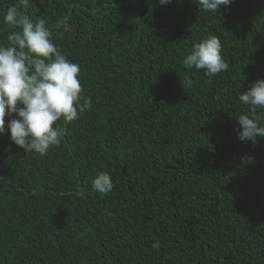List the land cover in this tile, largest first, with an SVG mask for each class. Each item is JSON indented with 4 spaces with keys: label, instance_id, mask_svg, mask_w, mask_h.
Returning a JSON list of instances; mask_svg holds the SVG:
<instances>
[{
    "label": "trees",
    "instance_id": "1",
    "mask_svg": "<svg viewBox=\"0 0 264 264\" xmlns=\"http://www.w3.org/2000/svg\"><path fill=\"white\" fill-rule=\"evenodd\" d=\"M16 2L0 0L2 45L19 31L3 21ZM19 10L45 19L80 65L91 107L58 121L65 136L46 155L0 135V264H264V139L236 131L248 107L238 94L264 79V0L215 13L195 0H30ZM209 35L229 65L214 76L183 65ZM100 171L114 182L106 195L91 187Z\"/></svg>",
    "mask_w": 264,
    "mask_h": 264
},
{
    "label": "clouds",
    "instance_id": "2",
    "mask_svg": "<svg viewBox=\"0 0 264 264\" xmlns=\"http://www.w3.org/2000/svg\"><path fill=\"white\" fill-rule=\"evenodd\" d=\"M170 2L159 0L162 6ZM195 3L200 10L215 13L222 6L229 7L233 0H195ZM29 4L30 0H17L3 15L5 25L19 31L8 36V45L0 44V135L10 133L11 141L26 153L46 155L65 136L58 121L78 120L91 107V101L81 102L80 65L60 51L46 20L33 21L19 10ZM63 30L69 33L72 26L65 22ZM222 48L220 38L209 35L194 44L183 58V65L203 69L209 76L226 71L229 65ZM184 83L191 87L193 81L186 79ZM238 99L248 106L247 111L237 116L238 138L257 143L264 139V79L238 94ZM253 160L250 156L242 157L244 163ZM91 187L106 195L113 190L114 182L108 172L100 171L92 179ZM152 248L158 250L160 241L156 240Z\"/></svg>",
    "mask_w": 264,
    "mask_h": 264
}]
</instances>
